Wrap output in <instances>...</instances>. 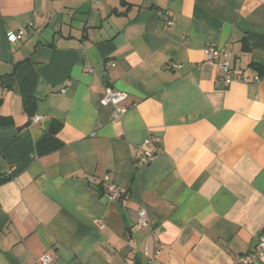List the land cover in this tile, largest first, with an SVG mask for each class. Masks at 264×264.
Returning <instances> with one entry per match:
<instances>
[{
    "label": "crops",
    "instance_id": "0c3cea01",
    "mask_svg": "<svg viewBox=\"0 0 264 264\" xmlns=\"http://www.w3.org/2000/svg\"><path fill=\"white\" fill-rule=\"evenodd\" d=\"M23 24L11 45L7 31ZM207 45L227 47L249 81L224 86ZM106 86L126 95L120 120L100 103ZM23 95L36 98L32 116ZM0 96L13 117L0 127V174L11 175L0 184V264L44 253L51 264H146L142 208L156 264H237L257 248L264 0H0ZM149 135L163 151L136 165ZM106 174L124 190L118 201L102 195Z\"/></svg>",
    "mask_w": 264,
    "mask_h": 264
},
{
    "label": "built area",
    "instance_id": "2783aa9c",
    "mask_svg": "<svg viewBox=\"0 0 264 264\" xmlns=\"http://www.w3.org/2000/svg\"><path fill=\"white\" fill-rule=\"evenodd\" d=\"M161 18L168 26L175 25V17L168 12H162ZM27 25L23 24L17 29L7 31V39L11 45H18L27 35ZM204 57L207 61L214 63L218 72L221 73L220 78L224 86L229 85L234 80L249 81L245 72L237 69L232 65L231 52L225 46L207 45L203 49ZM257 79V78H256ZM64 91V90H63ZM125 93L112 90L106 86L101 96L100 103L102 105H110L114 109V120H120L127 110L122 105L125 99ZM42 117L36 115L32 118V122H41ZM163 148L161 140L158 136L149 135L140 146L134 150L133 160L136 165L148 166L157 156L162 153ZM102 195L108 201H118L124 193L123 188L113 181L111 174H106L101 179ZM137 223L143 228L151 232V239L146 243L143 255L146 257V264H156L161 254V245L158 240L153 237L154 220L144 209H140L137 213ZM264 258V235L258 239L257 248L253 252L242 254L237 257V264H262ZM53 256L51 253H44L38 258L36 264H51Z\"/></svg>",
    "mask_w": 264,
    "mask_h": 264
},
{
    "label": "trees",
    "instance_id": "16d2710c",
    "mask_svg": "<svg viewBox=\"0 0 264 264\" xmlns=\"http://www.w3.org/2000/svg\"><path fill=\"white\" fill-rule=\"evenodd\" d=\"M2 102V98L0 96V105ZM22 107L23 111L28 115L32 116L35 112L36 107V98L33 96H22ZM13 124V117L9 115H1L0 114V127L7 126ZM11 179V175L2 173L0 174V184Z\"/></svg>",
    "mask_w": 264,
    "mask_h": 264
}]
</instances>
